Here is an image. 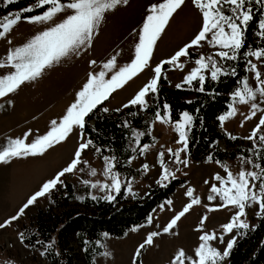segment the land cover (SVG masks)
Returning a JSON list of instances; mask_svg holds the SVG:
<instances>
[{
  "label": "rangeland",
  "instance_id": "1",
  "mask_svg": "<svg viewBox=\"0 0 264 264\" xmlns=\"http://www.w3.org/2000/svg\"><path fill=\"white\" fill-rule=\"evenodd\" d=\"M5 1L0 0V3ZM61 2L66 3L68 0H61ZM162 2L163 0H128L127 4L117 5L115 9L105 13L104 19L94 31L89 44L81 46L74 53H70L68 57L61 58L59 62L46 68L41 76L22 84L17 91L0 98V150H3L12 140L25 138L26 133L29 135L25 139V143H31L51 129L53 120L59 123L67 109L76 101L77 94L83 88L79 85L93 66V64L90 65L86 73H81L79 65L76 67L74 62L81 61L85 57L86 60L90 59L93 51L95 53V45L99 47L104 41L107 45L106 40L111 41L117 32L121 31L123 34H120L109 44L118 45L126 35L138 37L137 34L141 31L145 18L149 14V8ZM49 7L50 5L37 13L21 16V20L12 30L0 37V62L6 60L10 49L23 46L36 34L61 22L67 14H70L68 12L59 13L49 22L29 23L27 21V17L41 15ZM225 12H228L227 7H225ZM261 20H264V15L257 22V34L260 31ZM202 26V12L193 3V0H185L156 41L152 57L148 67L145 68L146 72L141 81L134 84L130 82L127 87L124 86V90L113 92L108 100L104 101L103 108L108 110L118 108H114V106L120 105L127 95H133L139 87H144L149 83L155 75L153 69L156 65L169 60L177 51L189 44ZM2 31L1 27L0 32ZM208 37L210 40L211 33L208 34ZM219 51L221 49L218 46L214 47L208 41H201L199 46L188 49L189 55L181 57L179 61L183 65L182 68H177L172 64L165 65L162 72L167 80V85L176 86L183 83L184 78L197 67L195 61L201 56L205 58L211 56L222 66L223 61L216 55ZM246 59L257 64L258 70L264 73V59L256 60L255 57H246ZM11 71L14 69L10 67L0 69V75L9 74ZM203 75L211 76L209 70H205ZM89 77L90 75L86 76L87 79ZM109 78L110 76L106 75L105 79ZM244 78H247L249 85L255 89L257 81L254 73L246 70ZM62 84L65 85V91L57 90V87ZM146 99L148 100V96ZM232 103L231 95L229 105ZM252 103H257L259 108L255 116L246 119L252 114ZM229 105L221 115L230 111ZM234 106L236 114L226 120L223 126L221 122L219 125L220 131L227 137L234 136L236 139H233L231 145L220 140L217 142L216 148L227 151L236 149L237 145L240 146L239 150L246 148L247 155L235 153L234 156L226 157L222 162L212 160L209 155L198 159L190 158L186 149L180 152V158L182 161L186 160L187 165L173 162L174 157L168 150L171 149L175 152L184 147L182 143L177 142L180 137L175 129V122L180 121L182 113L187 111H181L178 118L170 119V123H161L156 119V116L151 120L149 134L152 141L143 142L138 147L141 149L147 145V149L143 152L140 150L138 155L129 159L128 165L125 167L127 173L113 168V172L118 173L122 181L124 198L140 197L149 187L167 181L162 180L163 168L160 163V153L164 154V166L173 174L169 177H182L183 181L174 187L167 198L154 206L144 222L131 226L124 235L116 237L101 233L98 241L101 251L93 254L92 264H133V258L138 249L141 264H173L181 250L184 251L186 258L195 259V250L202 243L200 240L202 235L215 234L217 239L209 243L221 253L225 250L227 243L236 238L239 229H234L232 233H225L222 226L231 221L238 209L232 206H222L223 201L217 194L211 192V187L212 185L221 187V182L215 180L214 177L219 174L226 179L225 166L234 176H238L242 169L259 171L252 164L241 163V158H250L253 164L257 163L251 155L252 151H249L252 150L254 143L261 146L264 151V144H260L258 140L246 139L258 124L261 115H264V97L257 94L255 101H250L248 104L237 103ZM164 114L165 110L161 112V115ZM134 131L139 132L138 129ZM259 134H264V130ZM131 136L133 139L129 141V145L135 147L136 140L133 137V132ZM81 143H85V136L80 129L74 128L65 140L47 149L43 155L15 157L8 163H0V224L6 225L0 228V264H45L41 248L30 247L22 242L19 227L37 207L50 205L55 208V200L49 201V192L27 208H24V205L36 192L41 190L45 182L54 178L58 172L71 163ZM105 157L112 156L109 154L98 155L97 148L89 146L81 153V160L86 161L87 164L81 163L77 170L61 177V180L69 182L73 188V197L66 199L65 206L86 208L81 199L85 194L107 199L109 196H113L116 192L114 189L101 191L100 187L92 188L84 183L87 180L90 184H111L110 177L104 175ZM144 165L148 166L147 170ZM81 169L83 170L81 171ZM92 169L96 170L95 176L90 175ZM206 181L207 183H205ZM255 183L258 185L259 181ZM58 187L59 185L52 190L56 194L55 196H57V192L59 193ZM189 189L193 190L191 197L187 195ZM209 196L215 198L209 200ZM58 198L60 199L61 196ZM196 198L200 203L192 205L189 211L168 232H165L164 228ZM22 208H24V212L20 214ZM246 213V216L241 219L251 227L257 216L258 206L253 204L246 208ZM12 217L18 218L12 220ZM8 221L11 223H6ZM153 232L157 235L153 237L152 244H145L147 237ZM221 236H223V241L219 239ZM142 244L145 246L141 249L140 245ZM77 250L83 259L82 249L78 248ZM82 262L84 263V261ZM224 263L225 259L222 264ZM177 264H179L178 261ZM184 264H190V261L185 259Z\"/></svg>",
  "mask_w": 264,
  "mask_h": 264
},
{
  "label": "snow or ice",
  "instance_id": "2",
  "mask_svg": "<svg viewBox=\"0 0 264 264\" xmlns=\"http://www.w3.org/2000/svg\"><path fill=\"white\" fill-rule=\"evenodd\" d=\"M15 2L16 0H6L5 6ZM127 2L128 0H68V2L62 3L61 0H37L35 5L3 17L4 22L0 24L3 31L0 32V37H3L17 25L21 20L22 12H32L34 8H42L45 5H50L41 15L27 17L26 19L29 23L49 22L59 13H70L61 22L36 34L29 42L23 44V46L8 51L6 60L0 62V69L10 67L14 71L6 75H0V98L17 91L22 84L35 80L41 76L46 68L51 67L55 62H59L61 58L68 57L70 53H74L81 46L89 44L94 31L104 19L105 13L115 9L117 5L121 3L127 4ZM262 2L264 0H193V3L203 14V26L201 30L189 44L177 51L169 60L156 65L153 69L154 77L124 107L139 105L142 109L146 108L148 105L146 97L149 93L155 94L158 91V82L161 78L163 65L172 64L177 68H182L183 65L179 63L180 58L188 56V49L199 46L201 41H208L214 47L218 46L221 51L216 53V55L220 60H237L241 54V50L245 47V31L249 22L253 20V9L249 5ZM184 3L185 0H163L162 3L152 5L148 10L149 14L145 18L141 31L137 34L138 43L135 45L134 59L129 64L119 68L109 79H105L106 71H101L96 75H90L87 82L83 85L82 90L77 94L76 101L67 109L66 114L59 123L53 120L51 122V129L45 135L38 137L31 143H25V139L29 133H26L23 139L18 138L10 141L3 150H0V163H8L15 157L43 155L47 149L65 140L73 132L74 128L83 129L86 125V118L90 117V114L93 113L98 105H101L113 92L118 88H122L124 84L148 67L156 41L159 39L173 14ZM225 7L228 9L227 13L225 12ZM259 29L258 35L264 38V20L260 21ZM209 33H211L210 40L208 37ZM243 55L245 57H255L256 60H262L264 59V47L255 50L250 48ZM92 63L94 64L95 61H92ZM195 63L197 67L192 69L184 78L183 83L192 85L193 81H198L199 87L197 91L199 92L205 91L204 85L206 78L203 75L205 70L210 71L211 80L213 81L218 80L222 75H236L235 68L229 73L211 56L207 58L201 56ZM103 67L107 71L115 68V57L105 63ZM246 70L254 73L257 86L255 89L250 86L247 78L241 80V87H238L232 94L233 103L229 105L230 111L218 118L222 126L226 120L236 114L235 104H248L250 101H255L257 94L264 97V78H262L264 77V73L259 71L257 64L252 63L251 60H247ZM176 87L181 88L182 85L177 84ZM189 103L191 102L189 101ZM163 108L165 114L161 115L158 111L155 114L156 119L161 123H170V115H168L169 105L164 104ZM258 108L259 105L257 103H252V114L246 117V119H251L255 116ZM103 111L107 112L108 109L105 108ZM192 122L193 116L188 112L182 113L181 120L175 122V129L180 137L177 142L182 143L184 147L175 152L171 149L168 150L174 157V163H184L187 165L186 160H181L180 152L187 148L186 131L191 128ZM127 126L128 123L125 122V127ZM262 130H264V115H261L258 124L246 139L251 141L258 140L260 144H264V134H259ZM144 134L133 130V137L136 140L137 146L140 144L139 137ZM231 138L236 139L234 136ZM91 144V140L81 143L71 163L58 172L54 178L45 182L41 190L36 192L27 201L24 208H27L38 198L51 192L57 185L63 184L61 177H64L66 173L74 172L81 163L87 164L86 161L81 160V153L89 148ZM147 147V145H144L140 149L141 152L146 150ZM253 149H257L255 143L253 144ZM249 151L252 150L250 149ZM163 155V153H160V163L163 168L162 180H167L173 174L164 166ZM256 155L258 159L264 160V154H261L258 149ZM104 160V175L110 177L111 184H90L87 180L84 183L92 188L100 187L101 191L114 189L116 192H119L122 181L119 178V174L113 172L115 158L105 157ZM241 163L252 164L259 171H246L242 169L238 176H234L225 166L227 178L224 179L217 174L214 179L221 182V187L218 188L216 185H212L211 187V192L217 194L223 201L222 206H232L238 209L231 221L222 226L225 233H232L234 229L243 230L249 228L248 223L241 218L246 216V208L251 207L253 204L258 206L257 214L264 216V166L260 163L253 164L252 159L243 157L241 158ZM147 167V165H144L145 170H147ZM90 175L95 176L96 170L92 169ZM256 181H259L258 185L255 183ZM187 195L191 197L193 190L189 189ZM112 198L111 196L108 197V199ZM214 198V196L208 197L209 200ZM198 203H200L198 198L193 199L191 204L186 205L168 226L164 228V231L168 232L189 211L192 205ZM24 208L20 210V214H23ZM17 218L12 217V220ZM6 223H11V221ZM5 226V224H0V228ZM156 235L157 233L155 232L151 233L147 237L145 244H152L153 237ZM215 239H217L215 234L202 235L200 237L202 243L195 250L196 258H186L184 251L181 250L177 254L173 264H177V261L179 264H184L185 259H188L190 264H222L224 259L229 256L236 240L235 238L230 240L225 250L221 253L209 243ZM219 239L223 241V236L219 237ZM145 244L140 245V248L142 249ZM137 255H139V249L137 250Z\"/></svg>",
  "mask_w": 264,
  "mask_h": 264
},
{
  "label": "trees",
  "instance_id": "3",
  "mask_svg": "<svg viewBox=\"0 0 264 264\" xmlns=\"http://www.w3.org/2000/svg\"><path fill=\"white\" fill-rule=\"evenodd\" d=\"M36 2L37 0H16L7 6L6 1L1 2L0 24L4 22L3 17L6 15L15 14ZM46 6L48 5L34 8L32 12H22L21 16L37 13ZM250 7L253 9V20L245 31L244 49L237 60H222L225 71L230 73L235 68L236 75H222L216 81L211 80V76H205V91L199 92L198 81H193L192 85L181 83L182 87L177 88L167 85L162 72L158 91L155 94L149 93L146 108L142 109L139 105L127 108L122 106L105 112L104 101L98 105L90 117L86 118L85 127L80 129L85 142L91 140L90 147L99 149L98 155H111L115 158V168L127 173L125 167L129 159L140 152L137 144L135 147L129 145V141L133 139V130L145 133L139 137L140 144L151 142L150 122L158 111L163 112V105L167 104L168 115L172 120L178 118L184 110L193 116L191 128L186 131V151L190 158L198 159L209 155L212 160L222 162L235 153L247 155L246 148L239 150L240 146L236 145V149L221 151L216 148V144L220 140H224L227 145L233 144V139L220 131L218 118L228 109L231 95L246 75L247 59L243 53L250 48L255 50L264 47V38L256 32L257 22L264 15V2ZM125 122L128 123L127 127ZM257 149L264 154L261 146H257ZM257 149L252 148L251 155L257 163L264 166V160L257 158ZM62 181L57 196L53 191L49 194V201L55 200L56 207H37L19 227L22 242L30 247L41 248L45 264H92L93 254L101 251L98 243L101 233L119 237L131 226L144 222L154 206L167 198L174 187L182 183L183 178L169 177L165 183L155 184L142 196L133 199L124 198L123 187L113 194L112 199L99 196L93 199L85 194L81 198L86 207L83 209L65 206L66 199L73 197V188L69 182ZM235 240L224 264H264V216L257 214L253 225L248 229H239ZM78 248L82 249L84 260ZM133 264H141L137 253Z\"/></svg>",
  "mask_w": 264,
  "mask_h": 264
},
{
  "label": "crops",
  "instance_id": "4",
  "mask_svg": "<svg viewBox=\"0 0 264 264\" xmlns=\"http://www.w3.org/2000/svg\"><path fill=\"white\" fill-rule=\"evenodd\" d=\"M120 34H123V32L122 33L121 31L117 32V34L114 36V38L111 41L106 40L107 45H105V41L99 47L95 45V53L93 51V54L91 55L90 59L86 60V57H85L84 59L81 58L82 59L81 61H76V63L74 62V65L76 67H78L79 65L81 73H86L88 67H90V65L93 64L92 61H95L93 66H91V70H89V74H85V78L82 80L79 87L81 86L83 87V85L87 82L88 80L86 78L87 75H95L101 71H106V75L111 77L113 74H115L116 71L119 70V68L123 67L126 64H129L134 59L135 45L136 43H138V37H134L132 35L130 36L126 35L125 37L122 38V40L120 41L118 45L109 44L110 42L114 41L116 37H118ZM173 50H176V49H173ZM90 51H89V55H90ZM114 57L116 60V67L113 68L111 71L105 70L103 67L104 64L107 63L109 60L113 59ZM145 72L146 71L144 69L142 72H140L138 75H136L131 80H129L126 84H124V86L127 87L130 82H133V84L135 82H140ZM124 86L122 88H118L117 90H120V91L124 90L125 89ZM64 87L65 85L62 84L61 86L57 87V90L60 89L62 91H65ZM142 88L143 87H139L133 95H127L124 101H122L120 105L114 106V108L115 107L120 108L123 105L127 104V102L131 101Z\"/></svg>",
  "mask_w": 264,
  "mask_h": 264
}]
</instances>
